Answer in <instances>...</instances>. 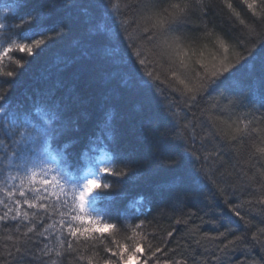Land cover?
Wrapping results in <instances>:
<instances>
[{"label":"trees","instance_id":"trees-1","mask_svg":"<svg viewBox=\"0 0 264 264\" xmlns=\"http://www.w3.org/2000/svg\"><path fill=\"white\" fill-rule=\"evenodd\" d=\"M9 2L12 0H0V8ZM15 2H21L23 6L16 20H10L9 23L15 24L25 15L36 11L48 20H38L33 25L19 29L20 35L16 37L18 42L30 43L29 40L21 39L24 33H32L39 39L41 37L38 35L48 28L59 31L63 27L64 33L41 48L33 49L31 54L11 53L12 60L6 58L0 64V72L15 69V60H20L24 67L20 69V75L11 89L4 82L8 78L0 77V92H9L10 89V102L14 107H28L33 103L39 104L41 100L53 101L57 108L63 105L70 119L103 109L110 113L116 129V151L107 148L98 151L99 157L95 158L91 166L92 174L98 176L102 183H111L114 187L94 193L93 197L98 198L85 204L83 210V226L91 225L100 231L88 233L79 242L73 240L74 247L70 251L67 250V244L63 249L60 247L63 237L59 233L58 238L48 240L33 236L25 247L34 248L38 255L40 249L53 251L43 256L42 260H34L32 264H103V260L112 255L105 253L104 249L112 246L115 250L113 242L127 245L129 249L133 243H139L144 251L138 260H147L148 264H157V261L159 264L165 261L168 264H224L225 261L226 264H264V248L252 240L253 235L264 240V235L260 233V229L264 228V223L260 222L264 219V207L248 206L246 203L264 195V155L259 153V149L264 148V108L259 105L253 108L243 97H237L222 88H210L202 98H197L198 105L190 110L185 106L188 97L180 93H175V102L169 104L153 92L152 85L141 80L142 73H137L126 61L121 60H98L95 63V81L98 86L90 99H84L77 92L75 84L85 69L77 50L78 40L84 36L92 37L95 32L87 17L82 16L78 9L66 7V0ZM96 2L107 4L108 7L91 9L90 14L107 21L112 31L118 30L124 37L116 40L110 31L107 37L98 39L125 53L128 43L136 40L142 58L147 59L143 72L155 68L161 80L176 67L169 56L177 61L183 58L187 67L179 71L189 83L196 82L200 62L208 63L210 67L218 66L219 59L215 54L218 53L219 45L216 37L224 39L230 46L228 63H238V57L246 55V52L235 40L229 39L238 32L236 13L258 33L264 31V28L253 23L251 12L243 0H230L232 10L227 9L222 0H208L214 7L211 15L205 17L202 23L198 11L195 15L189 14L186 22L179 25L175 33L187 39L170 41L171 49L165 46L158 50L153 43L140 39L143 29L151 26L155 20L149 22L141 19L135 0ZM177 2L182 0H154L157 9ZM134 19L136 22L132 23ZM206 32H211L212 36L206 38ZM5 43L0 34V46ZM261 54H264V47L257 52L258 56ZM246 64L236 70L234 81L246 79L253 67L249 65L246 68ZM161 87L165 94L171 91L167 85ZM237 129L240 131L237 132ZM193 146L198 150L197 155L203 157L211 153L212 158L202 165L190 151ZM0 150H7V145L2 141ZM217 152L221 154L219 159L215 156ZM82 157L84 159L87 156L82 153ZM103 159H107L108 163L101 165ZM173 159L179 163L176 167H169L168 162ZM84 162L88 163L87 158ZM72 163L77 167L73 175H90L87 168H79L80 161L75 153ZM124 163H131V167L136 169L134 175L117 177L100 171L103 166L121 169ZM205 171L214 174L216 184L203 178ZM40 179L43 177L37 175L36 180ZM6 180V174L0 170V199H6L5 189L11 185ZM232 187L247 189L254 194H245L236 201L245 203V210L241 212L244 219L237 217L231 210L233 201L230 196L226 203L224 197L213 195L220 188L231 192ZM102 207L110 208L111 215L100 214ZM47 223H52V220ZM75 223L77 227L81 224L80 221ZM106 223L114 224L116 228H103L102 225ZM138 225L140 227H136ZM222 232L224 236L220 235ZM169 233L172 235L169 236ZM9 234L12 233L0 224V251L5 244L12 243L7 240ZM237 236L241 240H236ZM229 240L235 241V244L229 245V255L224 256L219 248H223ZM157 248L163 251L153 257L151 253ZM56 251H61L62 255L57 257ZM216 256H221V260H216ZM132 264H137V258L133 259Z\"/></svg>","mask_w":264,"mask_h":264},{"label":"snow or ice","instance_id":"snow-or-ice-1","mask_svg":"<svg viewBox=\"0 0 264 264\" xmlns=\"http://www.w3.org/2000/svg\"><path fill=\"white\" fill-rule=\"evenodd\" d=\"M222 2L227 9H233L230 0H222ZM135 3L141 19L149 22L155 20V23H151V26L143 29L140 39L153 43L158 50L164 49L165 46L171 49L170 41L187 39V37L176 36L175 33L178 26L186 22L189 14L195 15L198 11V18L203 23L204 18L210 16L214 10L213 4L208 0H182V2L171 3L168 7L159 9H157L154 0H135ZM243 3L251 12L253 23L264 28V0H243ZM22 6L21 2L17 3L12 0L0 8V34L6 41L3 46H0V64H3L6 58L11 61L10 54L14 51L31 54L33 49L41 48L48 41L54 40L64 33L63 27L59 31L55 28H48L38 35L41 37L39 39L32 33H24L21 39L29 40L30 43L18 42L16 37L20 35L19 29L33 25L38 20L48 22L41 12L36 11L25 15L15 24L9 23L10 20H16ZM65 6L78 9L95 29L92 37L84 36L78 40L77 44V50L84 61L85 69L75 87L84 99H90L98 86L95 81V63L98 60H121L126 61L137 73H142L141 80L152 85L153 92L169 104L175 102L174 94L180 93L188 97L185 106L190 110L198 105L197 98H202L210 88L214 90L222 88L237 97H243L253 108L256 105L264 108V54L257 55L258 50L264 47V31L258 33L244 19L239 18V13H236V18L239 20L238 32L229 39L235 40L238 46L243 47L246 55L238 57V63H228L230 46L224 39L216 37L219 50L215 55L219 59V65L210 67L208 63L200 62L196 82L189 83L185 78H182L179 71V69L187 67L183 58L177 61L174 57L169 56L172 64L176 67L161 80L155 68L152 71L143 72V68L147 66V59L142 58V53L137 49L136 40H131L128 43V51L125 53L124 50L113 48L98 39L107 37V34L112 30L107 21L91 15L90 10L98 9L101 6L107 8V4L101 5L96 0H66ZM13 13L15 15H10ZM135 22L134 19L132 23ZM75 26V21H73V28ZM125 31H127V27ZM112 35L116 40L124 39L118 30L112 31ZM210 36L212 33L206 32V38ZM246 62V68L249 65L253 66L246 79L234 81L236 70ZM14 63L17 66L15 69L0 72V77L8 78L4 82L10 86V89L16 83L20 69L24 67L20 60H15ZM192 70L197 71L196 69ZM161 85H167L171 91L165 94ZM122 86H124L123 82ZM10 89L9 92H0V133H2L0 141L7 145V150H0L2 153L0 154V170L7 176L5 182H11V185L5 189L6 199H0V224H3L12 233L7 236V240L12 243L5 244L3 250L0 251V264H32L34 260H42L43 256L50 255L53 251L40 249L38 255L34 248L25 247L28 242L32 241L33 236L48 240L58 238L57 233H59V236L63 237L60 239V247L63 249L67 244V250L70 251L74 247L73 240L79 242L81 237H86L88 233L100 231L99 228H93L91 225L83 226V210L85 204L98 198V196L93 197L94 193L113 189L114 185L107 182L102 183L95 174L73 175L77 167L73 166L72 159L75 153L80 161L79 168H87L91 173V166L95 162L98 151H103L105 148L113 152L116 151L114 147L116 129L110 113L103 109L70 119L63 105L57 108L53 101L41 100L39 104L33 103L28 107H14L10 102ZM221 94L223 95V92ZM169 112L171 113V109ZM262 118H264V114H262ZM239 131L240 129H237V132ZM209 135L211 136L212 133L210 132ZM232 139L235 140L236 137L233 136ZM78 148L79 151H77ZM190 151L197 160L202 162V165L213 155L209 153L201 157L196 154L198 150L194 146ZM82 153L87 156L88 163L84 162ZM259 153L264 155V148H260ZM120 155L122 156L123 153ZM220 155L219 152L215 153L217 159L220 158ZM107 163V159L100 161L101 165ZM178 163V160L173 159L168 162V166L176 167ZM124 165V168L121 169L103 166L100 171L117 177L135 174L136 169L131 167V163H124ZM37 175L43 179L37 181ZM58 176L60 179H57ZM203 178L216 184L214 174L205 171ZM245 194L254 195L247 189L241 190L239 187H232L231 192L220 188L217 193H213L214 196L224 197L226 203L230 196L233 201L231 210L241 219H244L241 212L245 210V203H236V201H239L240 197ZM246 203L248 206L260 205L264 207V195ZM29 209L33 211H28ZM111 212L110 208L102 207L99 210L100 214L111 215ZM48 220H52V223H47ZM77 221L81 222L79 227L76 226L75 222ZM260 222L264 223V219H261ZM10 224L11 228H9ZM102 227L115 229L116 225L106 223ZM260 233L264 235V228L260 229ZM171 235L172 233H169V236ZM220 235L224 236L225 233L222 232ZM244 239L246 240L247 237L245 236ZM236 240H241V237L237 236ZM252 240L264 248V240H259L255 235ZM22 241L23 243H21ZM85 243H87V239H85ZM113 243L115 250L112 246H106L104 249L105 253L112 255L104 259L103 264H132L134 258H137V264H148L147 260L142 262L138 260L144 251L139 243H133L131 249L127 245ZM234 244L235 241L229 240L223 248H219V251L224 256H228L229 245ZM162 251L163 249L157 248L151 255L154 257L157 252ZM55 255L59 257L62 252L56 251ZM215 259L219 261L221 256H216ZM164 264H168V262L165 261Z\"/></svg>","mask_w":264,"mask_h":264},{"label":"bare ground","instance_id":"bare-ground-1","mask_svg":"<svg viewBox=\"0 0 264 264\" xmlns=\"http://www.w3.org/2000/svg\"><path fill=\"white\" fill-rule=\"evenodd\" d=\"M96 157H99V156L97 155V153H96V156H95V158H96Z\"/></svg>","mask_w":264,"mask_h":264},{"label":"rangeland","instance_id":"rangeland-1","mask_svg":"<svg viewBox=\"0 0 264 264\" xmlns=\"http://www.w3.org/2000/svg\"><path fill=\"white\" fill-rule=\"evenodd\" d=\"M85 158H87V157H84V159H85ZM90 175H91V173H90Z\"/></svg>","mask_w":264,"mask_h":264}]
</instances>
